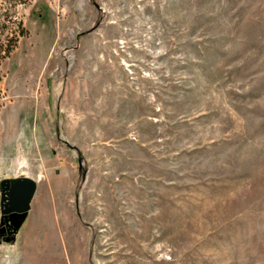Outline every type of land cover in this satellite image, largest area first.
<instances>
[{"label":"rangeland","instance_id":"374dc122","mask_svg":"<svg viewBox=\"0 0 264 264\" xmlns=\"http://www.w3.org/2000/svg\"><path fill=\"white\" fill-rule=\"evenodd\" d=\"M18 176L0 264H264V0H0Z\"/></svg>","mask_w":264,"mask_h":264},{"label":"water","instance_id":"95a60500","mask_svg":"<svg viewBox=\"0 0 264 264\" xmlns=\"http://www.w3.org/2000/svg\"><path fill=\"white\" fill-rule=\"evenodd\" d=\"M36 189V180L28 176L7 178L1 182V213L10 214L14 232L27 216ZM6 194L8 196L7 203H5Z\"/></svg>","mask_w":264,"mask_h":264},{"label":"flooded vegetation","instance_id":"af4514ba","mask_svg":"<svg viewBox=\"0 0 264 264\" xmlns=\"http://www.w3.org/2000/svg\"><path fill=\"white\" fill-rule=\"evenodd\" d=\"M6 194V200L5 203L8 202ZM6 208V206H4ZM14 232V225L12 224V221L10 220V214H2L1 215V224H0V233L2 235H9Z\"/></svg>","mask_w":264,"mask_h":264},{"label":"trees","instance_id":"16d2710c","mask_svg":"<svg viewBox=\"0 0 264 264\" xmlns=\"http://www.w3.org/2000/svg\"><path fill=\"white\" fill-rule=\"evenodd\" d=\"M24 32V30H22ZM14 45L9 44L6 48L5 56H9L11 51L13 50Z\"/></svg>","mask_w":264,"mask_h":264}]
</instances>
